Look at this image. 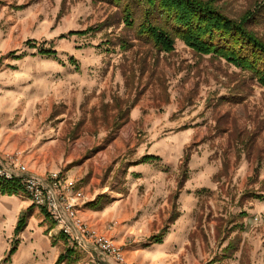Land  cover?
Here are the masks:
<instances>
[{
	"label": "rangeland",
	"instance_id": "1",
	"mask_svg": "<svg viewBox=\"0 0 264 264\" xmlns=\"http://www.w3.org/2000/svg\"><path fill=\"white\" fill-rule=\"evenodd\" d=\"M215 3L264 39V0ZM120 11L0 0V162L19 154L33 174L61 170L100 208L117 205L102 232L131 249L128 264H264V87L181 41L155 52ZM13 221L0 216V264H48ZM62 237L71 264H105Z\"/></svg>",
	"mask_w": 264,
	"mask_h": 264
},
{
	"label": "trees",
	"instance_id": "2",
	"mask_svg": "<svg viewBox=\"0 0 264 264\" xmlns=\"http://www.w3.org/2000/svg\"><path fill=\"white\" fill-rule=\"evenodd\" d=\"M119 6L121 19L136 38L157 53L175 51L177 41L183 42L195 53L212 55L248 72L264 87V39L249 28L250 17L239 19L227 15L216 0H108ZM264 17V3L260 6ZM249 14V13H248ZM90 29L82 32L87 33ZM122 46L127 47L126 41ZM32 43V42H31ZM34 42V45H37ZM37 47V46H34ZM46 55H56V50L40 48ZM74 64L76 61L71 59ZM158 156L145 155L141 162L158 159ZM140 163V162H139ZM22 186L18 181L0 180L2 193H16ZM25 217L21 216L15 233L25 228ZM157 241H160L157 238ZM73 249L61 253L55 264L77 259ZM73 255V256H72Z\"/></svg>",
	"mask_w": 264,
	"mask_h": 264
},
{
	"label": "built area",
	"instance_id": "3",
	"mask_svg": "<svg viewBox=\"0 0 264 264\" xmlns=\"http://www.w3.org/2000/svg\"><path fill=\"white\" fill-rule=\"evenodd\" d=\"M4 51L0 49V71L5 64ZM0 180L18 181L30 197L33 205L45 209L59 230L78 248H93L102 256L105 264H128L125 250L108 234L92 227L81 210L92 201L61 170L44 178L29 171L19 154L10 162H0ZM260 215L253 217L259 221ZM101 264V263H100Z\"/></svg>",
	"mask_w": 264,
	"mask_h": 264
},
{
	"label": "crops",
	"instance_id": "4",
	"mask_svg": "<svg viewBox=\"0 0 264 264\" xmlns=\"http://www.w3.org/2000/svg\"><path fill=\"white\" fill-rule=\"evenodd\" d=\"M6 63L7 61H5V64ZM41 177L43 176L41 175ZM102 201V198H98L97 200L92 199V201L81 210V214L83 215L84 219L92 227L99 231L105 230V228L110 223H108V221L112 217H115L113 212H115V208L117 206H109L102 209L99 207ZM31 205L32 202L23 186L22 189L13 194L2 193L0 190V216H5L6 218L13 220L15 219V221L12 223V226L14 225V227H12L13 229L16 228L21 216H24L26 222L25 228L17 235V237L21 236V238L32 239L33 246L31 250L48 256L49 263L55 264L60 254L65 251L64 249L66 247H68V244H66L62 237L64 234L59 230L54 220L50 217L45 209L35 205H32L33 207L31 208ZM97 207L99 209H97ZM13 233H15V230ZM114 233L115 234L111 232V235H115L118 241L123 242L126 239V234H123L122 230L118 229ZM65 237L68 241V237ZM69 241L68 243L70 245L71 241ZM63 245H65V247ZM131 252L132 251L130 248L126 249V254L128 255L127 259L131 260Z\"/></svg>",
	"mask_w": 264,
	"mask_h": 264
}]
</instances>
